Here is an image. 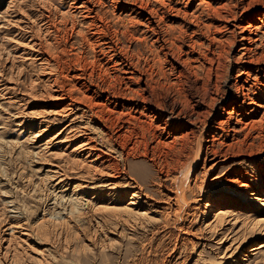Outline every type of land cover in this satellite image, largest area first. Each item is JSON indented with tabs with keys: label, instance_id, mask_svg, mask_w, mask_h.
Wrapping results in <instances>:
<instances>
[{
	"label": "rangeland",
	"instance_id": "obj_1",
	"mask_svg": "<svg viewBox=\"0 0 264 264\" xmlns=\"http://www.w3.org/2000/svg\"><path fill=\"white\" fill-rule=\"evenodd\" d=\"M10 1L0 0V54L16 32L2 28L11 17L10 11L5 13ZM13 1L30 13L32 0ZM45 1L62 12L84 2L102 19L104 42L115 52L110 64L116 68L114 76L122 92L132 91L122 100L112 99L110 110L116 107L114 113L139 117L141 126H163L171 114L177 116L175 137L186 136L189 157H194L199 140L204 149L215 146L221 164L210 170L216 161L212 162L209 150H203L186 183L188 207L168 210L158 192H173L172 180L161 179L163 187L158 188L161 177L150 154L137 155L129 159L128 169L146 180L141 195L136 189L105 192L95 208L51 221L45 191H34L44 179L37 152L65 122L54 125L41 144L32 146L38 131L37 106L26 111L28 125L22 129L12 117L15 107L9 109L0 99V264H264V247L248 252L264 246V207L226 193L233 182L251 175L249 168L255 179H248L254 185L262 183L258 170L264 167V130L259 136L242 124L256 117L254 104L259 100L255 96L264 85V0ZM140 1L147 4L145 10L138 7ZM63 44L68 57L84 51L91 61L95 55L82 47L77 35ZM245 47L249 53L241 56ZM91 81L100 87L91 91L101 103L112 97L97 75ZM247 90L249 100L244 101L241 94ZM134 92L149 101L142 103L138 97L129 101ZM132 191L137 194L135 206L128 207ZM10 202L19 208L20 216ZM219 211L231 216L221 227L214 221ZM8 226L11 233L5 231Z\"/></svg>",
	"mask_w": 264,
	"mask_h": 264
},
{
	"label": "bare ground",
	"instance_id": "obj_2",
	"mask_svg": "<svg viewBox=\"0 0 264 264\" xmlns=\"http://www.w3.org/2000/svg\"><path fill=\"white\" fill-rule=\"evenodd\" d=\"M19 3L12 0L8 3L5 13L10 11L11 17L2 24V28H14L16 32L15 38H11L12 43L8 40L7 48H3V54H0V99L6 101L9 109L15 107L12 117L22 129L28 125L25 122L28 116L26 111L33 104L37 106L38 131L32 136V146L42 142L43 137L51 132L54 125L65 122L55 134L48 137L43 144L40 143L41 147L37 152V159L40 161L38 162L42 163L40 170L44 173V179L34 191H45V201L51 202L48 220H67L89 207L95 208L97 199L105 192L120 194L136 189V193L141 195L146 180L142 181L140 175L128 169V161L137 155L147 158L149 154L157 176L161 177L157 181L158 188L163 187V178L166 181L172 180L174 185L173 192H158V195H161L160 200L167 204L168 210L172 207L185 210L188 207L186 183L193 164L200 160L203 150H209L213 156L212 162L216 161L210 170L221 164L215 146L204 149L197 140L195 155L191 158L187 151L185 152L186 136L175 137V130H178L176 123L180 121L177 116L174 118L171 114L166 122L162 121L163 126L145 124L147 127H144L145 125L141 126L139 117L114 113L116 107L109 109L113 103L112 99L122 100L121 98H125L126 94L132 91L128 88L125 89L128 93L120 90L121 82L114 76L116 68L110 65L115 58V52L112 47H106L108 43L104 42L105 28L100 25L102 19L88 8L87 3H79V6L62 12L51 7L45 0H32L29 14L24 10V3L22 8ZM138 7L145 10L147 4L140 1ZM76 35L81 38L82 47L94 51L95 55L91 61L86 59L84 51L67 56L63 42ZM101 45L107 52L100 50ZM242 50L244 53L241 56L249 53L246 47ZM107 54L112 55L107 57ZM94 75H97L103 84H107L106 93L112 94L111 98H106L102 103L101 98L91 91L92 87L100 89L98 85L90 84ZM67 80H72L75 85L70 87ZM257 89L258 95L255 99L259 100V104L255 101L256 117L242 125L243 129L255 131L260 136L261 130H264V85ZM39 90L41 94H38ZM249 94V90L247 94H241L244 101L249 100ZM132 96L129 101H134L136 97L140 98L142 103L149 101V98L139 95L138 92H134ZM195 118V121L199 122V117ZM139 148L143 150H140V153L137 152ZM140 171L142 172V169ZM249 173V177L233 182L230 185L232 189L226 188V193L229 192L228 196L240 202L258 203L264 207V167L258 170L262 180L260 185H254L248 179H255L252 168H249ZM134 193L131 194L128 207L135 206L133 202L137 194ZM87 196L91 197L85 199ZM10 206L20 216L19 208L13 202H10ZM226 214L219 211L218 215L214 216V221L219 222L220 227L231 217ZM5 231L11 233V226ZM263 247L259 244L248 252L254 253Z\"/></svg>",
	"mask_w": 264,
	"mask_h": 264
}]
</instances>
